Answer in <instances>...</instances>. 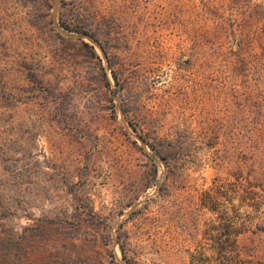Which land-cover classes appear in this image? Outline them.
I'll return each mask as SVG.
<instances>
[{
  "label": "rangeland",
  "instance_id": "rangeland-1",
  "mask_svg": "<svg viewBox=\"0 0 264 264\" xmlns=\"http://www.w3.org/2000/svg\"><path fill=\"white\" fill-rule=\"evenodd\" d=\"M263 27L264 0H0V264H264Z\"/></svg>",
  "mask_w": 264,
  "mask_h": 264
},
{
  "label": "trees",
  "instance_id": "trees-1",
  "mask_svg": "<svg viewBox=\"0 0 264 264\" xmlns=\"http://www.w3.org/2000/svg\"><path fill=\"white\" fill-rule=\"evenodd\" d=\"M62 26H64V29L65 30H67L68 32H71L69 29H68V27H66V25H62ZM77 33H81V34H87V33H85L83 30L82 31H79V32H77ZM262 33H263V36H264V27H263V29H262ZM113 78L114 79H116V77L115 76H113ZM142 140H143V142H145V140L143 139V138H141ZM174 143H177V140H171V142H170V144L171 145H174ZM172 147V146H171ZM182 151H183V149H181ZM169 152V151H168ZM166 153H167V151H166ZM170 155H165L164 157H162V160L164 161V162H166V164H167V161H169V160H171L170 159V157H169ZM230 236V235H229Z\"/></svg>",
  "mask_w": 264,
  "mask_h": 264
}]
</instances>
